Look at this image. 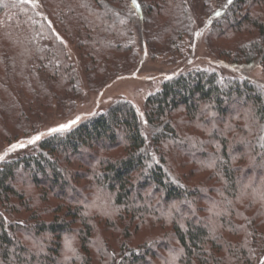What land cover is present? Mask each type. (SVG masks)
Listing matches in <instances>:
<instances>
[{
    "label": "trees",
    "instance_id": "1",
    "mask_svg": "<svg viewBox=\"0 0 264 264\" xmlns=\"http://www.w3.org/2000/svg\"><path fill=\"white\" fill-rule=\"evenodd\" d=\"M43 1L52 7L54 22L61 30L67 32L69 26L78 29L83 55L90 67H101L113 60L112 49H120L126 37L125 27L120 23L122 8L118 2L121 0ZM257 1L233 0L228 5L226 0H219L214 10L222 14L215 16L211 22L213 39L242 30L255 31L252 36L228 44V47L235 49L234 63L249 65L264 61V11L250 15L247 10L248 6ZM138 2L141 5L138 13L140 18L147 16L156 23L163 37L170 38L192 25L182 0ZM162 12L166 15L163 20L156 22L155 19ZM222 50L228 52L227 49ZM35 67L46 72L60 89L70 90L73 87L74 76L68 69L63 48L50 24L41 19L29 3L0 0V92H6L8 82H14L15 79L27 88L37 83L33 72ZM243 103L248 107L244 113L247 115L248 126L253 128L251 135L254 140L247 144L251 145V152L256 155L257 151L264 149L261 147L264 141L260 140L264 134L261 132L264 128V100L260 88L247 79L222 78L211 70L192 69L165 79L160 89L145 100V117L152 130L151 138L158 153L157 158L145 146L141 123L133 104L120 99L70 130L40 139L30 153L0 161V264H57L62 238L73 229L69 218L81 223V229L77 231L81 248L74 257L65 260L88 264L85 263V250L93 246V229L83 208L72 204L66 208L69 215L63 212L59 215L56 211L51 218L46 219L29 208L22 188L28 180L34 185L56 191L68 200H74L78 193H65L72 173L68 171L66 162L75 160L76 172L82 176L80 163L83 164L86 152L92 148L102 150L103 155L97 158L98 167L91 176L94 180H100L111 192L114 205L122 207L124 212H137L147 187L160 193L166 201L179 200L190 206L193 196L168 167L160 144L169 151L174 141H185L189 149L196 151L203 147V143L181 137L172 121V113L182 109L187 119L198 118L204 113L217 121H223L235 115L237 106H243ZM217 133L212 130L213 151L223 144L221 135ZM118 146H123L124 154H110V150ZM217 152V169L223 175L226 189L237 192L236 179L230 167L232 157L224 148ZM17 200L20 201L21 210L29 213L23 223L9 221L4 214H11V208L20 210L16 206ZM1 208L5 211L2 212ZM175 215L171 227L173 240L178 246L169 264L249 263L251 248L248 241L244 246L235 245L231 250L216 243L218 253L228 255L229 261H226L206 247L208 241H215L211 230L200 217H185L180 213ZM235 219L239 220L238 216ZM244 225V238L257 231V225L251 220H245ZM231 228L236 229V225H231ZM36 233L46 235L48 240L42 243L45 245L43 249L31 250L20 236H35ZM162 243L157 245L162 248ZM109 244L105 243L98 250V254L107 260L105 264H152L157 256L150 241H144L137 247H129L123 241L116 248L117 252L112 251ZM173 255L177 257L174 262Z\"/></svg>",
    "mask_w": 264,
    "mask_h": 264
},
{
    "label": "rangeland",
    "instance_id": "2",
    "mask_svg": "<svg viewBox=\"0 0 264 264\" xmlns=\"http://www.w3.org/2000/svg\"><path fill=\"white\" fill-rule=\"evenodd\" d=\"M182 1L192 25L170 38L163 37L157 24L147 16L142 19L138 13L130 15V0L118 2V6L122 8L121 19L125 21V43L118 50L112 49L111 62L95 68L88 65L83 55L81 35L75 26H69V30L64 32L55 24L53 9L47 2L44 4L43 0H35L37 7L29 3L36 14L53 29L63 48L68 69L74 76V83L70 90H62L46 72L37 67L33 71L37 83L31 87L27 88L16 79L8 82L6 92H0V155H4L12 144L23 142L25 146L4 155L3 160L30 153L38 141L34 144H28L27 141L36 135L45 133L42 139L48 136L46 133L50 129L79 117L78 122L71 127L73 128L120 99L133 104L141 123L145 146L157 158L158 153L151 138L152 130L145 117V100L160 89L165 79L192 69L211 70L222 78L247 79L260 88L264 100V61L249 64L252 65L251 68L244 63H234L235 49L228 47L230 41L252 36L255 31L242 30L215 40L211 36V22L215 18L214 10L219 0ZM247 10L250 15H258L264 11V0L248 6ZM165 15L162 12L155 21L163 20ZM196 33L200 35L196 36ZM222 49H227L230 53H224ZM236 109L235 115L223 121H217L204 113L198 118L187 119L182 109H176L171 115L181 137L203 143V147L196 151L189 149L185 141H174L169 151L160 144L168 167L193 196L190 206L179 200L166 201L160 193L147 187L137 212H124L122 207L119 208L112 202L111 192L100 180H94L91 176L98 167L97 158L103 155V151L96 148L88 150L83 164L80 163L83 170L79 171L83 173L82 176L76 172L75 160L66 162L68 171L72 173L65 193H78L74 200H68L56 191L34 185L27 180L22 188L26 195L25 201L29 203L30 209L36 211V215H42L46 219L51 218L56 211L59 215L62 212L69 215L66 208L72 204L83 208L93 229V246L85 250V263L88 264H105L107 260L98 254V250L109 242V248L117 252L116 248L123 241L129 247H137L144 241H150L157 253L152 264H169L171 255L178 246L173 240L171 221L179 213L185 217L198 216L206 223L215 241H208L206 247L214 255L229 261L227 254L218 253L216 243L231 250L235 245L244 246L248 241L251 256L249 263L244 264H259V260L264 258V199H261L264 194V149L262 152L257 151L256 155L251 152V145L247 143L254 140L251 135L253 128L248 126L247 115L244 114L248 107L243 103V106L239 105ZM201 117L203 120L199 121ZM213 129L221 135L223 141L215 151L211 149ZM222 148L232 157L230 167L236 179L237 192L226 189L223 175L217 169L216 159L214 165L208 167L213 158H216L217 151ZM124 152L123 146L110 150L113 155H122ZM88 153L93 156L92 159L91 156L88 157ZM249 183L252 186L244 190L243 185ZM212 202H215L216 207L209 211ZM19 203L17 200L16 206L20 210L11 208V214L4 213L9 221H26L29 213L21 210ZM1 211L4 212V208ZM232 215L234 217L231 219ZM236 216L239 220L235 219ZM245 220H251L258 227L255 234L249 237L247 235L246 239ZM69 223L73 229L62 238L57 264H82L65 260L74 257L81 248L77 233L81 229V223L74 218H69ZM231 225H236V229H232ZM20 237L31 250L43 249L45 245L42 243L48 240L46 235L39 233ZM65 237L72 240V250L65 248ZM161 241L164 245L162 248L157 245Z\"/></svg>",
    "mask_w": 264,
    "mask_h": 264
},
{
    "label": "snow or ice",
    "instance_id": "3",
    "mask_svg": "<svg viewBox=\"0 0 264 264\" xmlns=\"http://www.w3.org/2000/svg\"><path fill=\"white\" fill-rule=\"evenodd\" d=\"M22 3H31L33 7H37V3L35 2V0H21ZM226 3L228 5H231L233 3V0H226ZM129 14L130 15H135L137 13L140 12L141 10V5L140 3L138 2V0H130V4H129ZM221 11L217 10L214 12V15L216 17H219L221 15ZM119 15V14H117ZM125 21L123 19L120 20V23H124ZM196 36H199L200 33H196L195 34ZM63 43V41H61ZM249 67L251 68L252 65H249ZM79 120V117H77L75 120H72L68 123H65V124H61L59 125L58 127L56 128H52L48 131V133H46L47 135H52L53 133H61V132H64V131H67V130H70L71 127L73 125H75ZM261 132L264 133V128L261 129ZM45 135V133H40L38 135H36L35 137L29 139L27 141L28 144H34L36 143L37 141H39L41 139V137ZM260 140L261 141H264V134H262L260 136ZM25 144L23 142H20V143H17V144H12L9 146V148L6 150V152L4 153V155H7L8 153L10 152H13V151H16L18 148H22L24 147ZM261 147H264V143L261 144ZM4 155H0V160H3L4 159ZM215 159H218V158H213V160L208 164V167H212L215 163ZM252 185L251 183L249 184H246V185H243V189L244 190H247L248 188H250ZM261 199H264V194L261 195ZM216 207V204L215 202H212L211 204V207L209 209V211H211L212 209H214ZM216 215H220V213H215ZM64 246L66 249L68 250H72V240L68 237H65V241H64ZM182 251V250H181ZM177 257L175 255L172 256V260L173 262L175 261ZM259 264H264V258H261L259 260Z\"/></svg>",
    "mask_w": 264,
    "mask_h": 264
}]
</instances>
